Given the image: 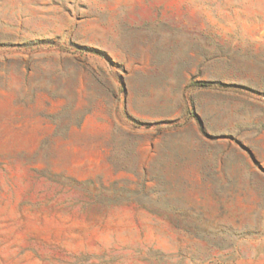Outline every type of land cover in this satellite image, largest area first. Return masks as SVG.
<instances>
[{
  "label": "rangeland",
  "instance_id": "1",
  "mask_svg": "<svg viewBox=\"0 0 264 264\" xmlns=\"http://www.w3.org/2000/svg\"><path fill=\"white\" fill-rule=\"evenodd\" d=\"M0 264H264V0H0Z\"/></svg>",
  "mask_w": 264,
  "mask_h": 264
}]
</instances>
